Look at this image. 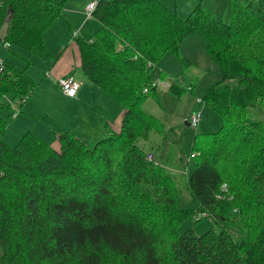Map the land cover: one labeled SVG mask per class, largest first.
<instances>
[{"label":"trees","instance_id":"obj_1","mask_svg":"<svg viewBox=\"0 0 264 264\" xmlns=\"http://www.w3.org/2000/svg\"><path fill=\"white\" fill-rule=\"evenodd\" d=\"M65 2L0 0V41L24 50L27 66L49 55L44 33ZM230 16L225 23L198 5L180 19L155 0H99L98 28L77 40L80 69L125 113L120 131L107 130L92 148L71 131L55 146L30 131L8 146L3 97L28 100L37 83L27 67L1 61L0 264H264V120L248 116L264 104V0L236 2ZM191 34L219 67L201 99L222 121L194 156L192 210L177 207L172 176L138 145L162 128L142 108L157 88L153 70L165 54L179 56ZM169 88L184 92L175 82ZM202 213L220 231L180 230Z\"/></svg>","mask_w":264,"mask_h":264},{"label":"rangeland","instance_id":"obj_2","mask_svg":"<svg viewBox=\"0 0 264 264\" xmlns=\"http://www.w3.org/2000/svg\"><path fill=\"white\" fill-rule=\"evenodd\" d=\"M88 1L90 3L99 0H66L61 15L44 33L45 47L49 55L32 56L28 66L27 62L20 58L27 55L24 50L18 47L9 49L0 41V60H13L18 70L27 67L26 76L37 83L22 106L20 99L11 98L18 112L16 117L13 116L10 106L1 110V116L9 123L2 136L8 146H15L28 131L53 144L60 132L78 130L75 134L87 141V145L92 148L108 136L105 124H108L106 128L109 130L114 125L118 126L119 122L121 127L125 113L123 106L111 96L102 93L76 67L79 55L77 40L90 38L98 28V23L92 17L86 20L85 13L81 20L84 22L75 25L70 21L69 15L72 12H81L80 8H84V3ZM155 1L167 10L175 12L180 19H186L201 5L216 18L228 23L232 4L245 0ZM67 33L70 34L69 41L66 40ZM70 67L71 74L76 77L79 88H82L78 91L79 95L84 93L78 103L66 99L56 83L59 77L56 74H64ZM160 70L164 73V79L158 77ZM153 77V84L157 88L147 92V99L142 103V108L154 116L162 128L152 130L147 139L138 141V145L145 153H151L155 164L164 167L172 176L180 193L177 207L192 210L195 207L187 188V178L196 167L197 159L194 156L198 154V149L208 146L210 134L217 132L222 124L220 116L201 99L208 88L220 79L219 67L209 56L203 39L191 34L183 41L179 56L165 54L162 57L159 65L153 70ZM173 82L182 86L184 92L164 88V85ZM5 104L8 105L7 102ZM194 113L201 114L197 127L190 125ZM248 116L264 120V104L259 102L254 108H250ZM199 219L193 214L190 215L180 225V230L192 229L196 235H202L211 229L220 231L213 219ZM235 223L239 225V229L233 226L232 231L241 238L245 235V230L239 220Z\"/></svg>","mask_w":264,"mask_h":264},{"label":"built area","instance_id":"obj_3","mask_svg":"<svg viewBox=\"0 0 264 264\" xmlns=\"http://www.w3.org/2000/svg\"><path fill=\"white\" fill-rule=\"evenodd\" d=\"M98 1H92L90 3L87 4L86 9H85V13H86V19L89 18H93V13L96 10ZM57 85L60 87V89L62 90V92L64 93L65 96L69 97V98H75L78 95V91H79V83L77 82L76 78L71 75V76H67V77H61L56 81ZM156 86V85H155ZM170 84H166L164 85V88H169ZM157 87V86H156ZM27 98H21V105H23V103L26 101ZM3 100L5 102L8 103V106H10V108L13 111V116L16 117L18 115V112L16 111V108L13 106L11 97L9 96H4ZM201 120V114L200 113H194L192 115V119H191V126L192 127H197L199 122ZM146 159L150 162H154V157L151 153H148L146 156ZM224 190H226V187H224ZM206 213H202L200 215V217H205Z\"/></svg>","mask_w":264,"mask_h":264},{"label":"crops","instance_id":"obj_4","mask_svg":"<svg viewBox=\"0 0 264 264\" xmlns=\"http://www.w3.org/2000/svg\"><path fill=\"white\" fill-rule=\"evenodd\" d=\"M89 3V1L87 2V3H84V8H80V9H82L81 10V12H79V11H77V12H72V13H70V15H69V19H70V21L71 22H73L75 25H77V24H79L80 22H81V20H82V17H84L85 16V9H86V6H87V4ZM86 19V18H85ZM87 20V19H86ZM84 22V21H83ZM83 22H81V23H83ZM81 23H80V25H81ZM82 26H83V24H82ZM81 26V27H82ZM79 28V30H81L82 28ZM66 40L67 41H69V38H70V34L69 33H67V35H66ZM88 39H90V38H88ZM66 47V46H65ZM68 58V57H67ZM77 69H80V54L77 56ZM0 61H2V60H0ZM80 71H81V69H80ZM71 72H72V67H70L64 74H56L57 76H59V77H57L58 79L59 78H61V77H67V76H71L72 74H71ZM75 77V76H74ZM76 78V77H75ZM82 89V88H81ZM80 88H79V90H81ZM83 92H81L80 93V95H79V93H78V95H77V97H75V98H69V97H67V96H65V98L66 99H68V100H71V101H74V102H79V100L80 99H82L83 98ZM20 122H21V120H19V124H20ZM106 127H108V124H105V131H106V133L108 132V131H112V132H119L120 130L119 129H121V127H120V122H119V125L118 126H116V125H114V126H112V129L111 130H109L108 128H106ZM120 127V128H119ZM108 130V131H107ZM119 130V131H118ZM19 133H21V129H20V127H19ZM67 131H69V130H67ZM75 132H76V134L78 133V130H74ZM75 132H73L74 134H75ZM105 133V134H106ZM100 135H101V133H100ZM77 136V135H76ZM79 137V136H78ZM84 138V137H83ZM82 139V138H81ZM83 140V139H82ZM85 141V140H84ZM87 142V141H86ZM53 146H55V145H57V138H56V140H55V143H53L52 144Z\"/></svg>","mask_w":264,"mask_h":264},{"label":"water","instance_id":"obj_5","mask_svg":"<svg viewBox=\"0 0 264 264\" xmlns=\"http://www.w3.org/2000/svg\"><path fill=\"white\" fill-rule=\"evenodd\" d=\"M1 69H2V63H1V61H0V72H1Z\"/></svg>","mask_w":264,"mask_h":264}]
</instances>
